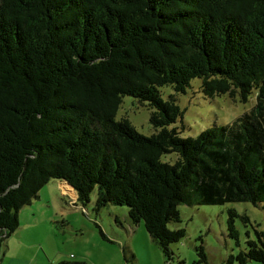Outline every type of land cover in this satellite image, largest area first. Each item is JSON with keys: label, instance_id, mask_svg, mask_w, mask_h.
I'll use <instances>...</instances> for the list:
<instances>
[{"label": "trees", "instance_id": "1", "mask_svg": "<svg viewBox=\"0 0 264 264\" xmlns=\"http://www.w3.org/2000/svg\"><path fill=\"white\" fill-rule=\"evenodd\" d=\"M194 78L207 97L254 92V105L182 137L183 110L160 88ZM125 95L152 109L155 133L115 119ZM51 180L83 206L94 188L96 210L125 205L168 258L185 236L168 227L180 204L264 201V0H0V245ZM235 218L252 237L223 264H264V227L227 208L235 245Z\"/></svg>", "mask_w": 264, "mask_h": 264}, {"label": "rangeland", "instance_id": "2", "mask_svg": "<svg viewBox=\"0 0 264 264\" xmlns=\"http://www.w3.org/2000/svg\"><path fill=\"white\" fill-rule=\"evenodd\" d=\"M160 90L165 99L173 94L183 110L182 117L171 125L177 128L182 137L196 136L207 127L229 125L255 102L254 92L248 95L245 102L240 100L237 91L232 96L224 93L207 97L201 89L200 78L192 79L184 93L174 92L170 86L161 87ZM151 111L146 103L125 95L115 119L127 118L138 132L151 135L156 132L149 120ZM162 159L174 162L177 154H165ZM63 184L69 187L67 183ZM57 185L62 189L58 181L46 183L41 189V198L31 203L35 221L30 228L23 222L24 212L21 209L18 212L21 214L19 230L11 236L21 232L24 238L19 245H15L14 239H11L8 251L19 256L23 264H59L73 260L87 264H203L198 261L196 252L199 245L204 248L206 264H223L229 253L244 250L246 230L252 237L250 227L244 226L238 218L234 222L238 231V245L227 236V208H233L238 214H246L250 223L264 227V201L255 205L228 201L209 205L180 204V220L169 222L168 227L184 228L185 236L170 244L171 257L168 258L142 222H131L125 205L107 204L96 210L97 188L92 191L86 205L70 203L67 197L60 194ZM99 230L107 239L101 237ZM247 264L260 263L248 261Z\"/></svg>", "mask_w": 264, "mask_h": 264}, {"label": "crops", "instance_id": "3", "mask_svg": "<svg viewBox=\"0 0 264 264\" xmlns=\"http://www.w3.org/2000/svg\"><path fill=\"white\" fill-rule=\"evenodd\" d=\"M51 181H54L55 183L58 181V183H59V185H61V187L63 186V183L65 182V181L64 182H60V180H51ZM41 189H43V188H41ZM41 189H40V192L38 194V197L35 198V199H33L29 204H27V205L24 206L25 208L23 207V209L21 208V210H20V211L24 212V215H23L22 218H23V222L26 224V226L28 228H30V225L35 221V218L33 217V215H35L34 208L32 206H30V205H31V203L33 201H37V200H39L41 198V196H42V192H41L42 190ZM68 189L70 190V192H64L63 188L61 189L59 187L60 194L62 196H64V197H67L69 199V202L70 203H72L74 201L76 202L77 195H76L73 187H71L69 185ZM20 211H19V213H20ZM20 215L21 214H18V216H19V222H20ZM18 230H19V227H18V229L16 231H18ZM23 238L24 237L21 236V232H20V234H16L15 236H11V238L8 239V240L5 239V241L0 245V264H23L21 262V259L19 258V256L16 257V256H14V254H9V251H8L9 250L8 245L10 247V241H11V239H14V244L15 245L16 244L19 245L22 242Z\"/></svg>", "mask_w": 264, "mask_h": 264}, {"label": "bare ground", "instance_id": "4", "mask_svg": "<svg viewBox=\"0 0 264 264\" xmlns=\"http://www.w3.org/2000/svg\"><path fill=\"white\" fill-rule=\"evenodd\" d=\"M62 188H63L64 192H70L69 189H67L68 186L66 184H63Z\"/></svg>", "mask_w": 264, "mask_h": 264}, {"label": "built area", "instance_id": "5", "mask_svg": "<svg viewBox=\"0 0 264 264\" xmlns=\"http://www.w3.org/2000/svg\"><path fill=\"white\" fill-rule=\"evenodd\" d=\"M75 202V201H74ZM74 202H72V203H74Z\"/></svg>", "mask_w": 264, "mask_h": 264}]
</instances>
